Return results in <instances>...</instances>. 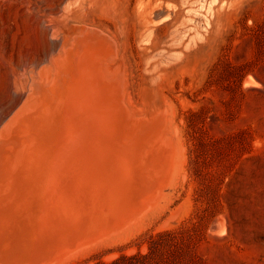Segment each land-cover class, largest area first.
Listing matches in <instances>:
<instances>
[{
    "label": "rangeland",
    "instance_id": "rangeland-1",
    "mask_svg": "<svg viewBox=\"0 0 264 264\" xmlns=\"http://www.w3.org/2000/svg\"><path fill=\"white\" fill-rule=\"evenodd\" d=\"M65 6L72 22L118 41L122 26L127 96L144 108L143 88H158L176 152L169 182L139 219L50 264H180L183 244L197 246L198 264H264V0L228 3L216 38L204 33L196 55L159 72L155 53L192 47L213 8L201 16L196 0H0V122L26 92L20 72L57 49L48 17Z\"/></svg>",
    "mask_w": 264,
    "mask_h": 264
},
{
    "label": "water",
    "instance_id": "water-1",
    "mask_svg": "<svg viewBox=\"0 0 264 264\" xmlns=\"http://www.w3.org/2000/svg\"><path fill=\"white\" fill-rule=\"evenodd\" d=\"M241 2L196 0L201 16L213 8L204 32L185 51H157L154 72L196 55L204 33L216 38L227 4ZM73 18L66 6L48 17L59 45L20 72L26 92L0 122V264L52 263L129 221L171 177L165 96L147 84L144 108L125 101L124 29L118 41Z\"/></svg>",
    "mask_w": 264,
    "mask_h": 264
},
{
    "label": "trees",
    "instance_id": "trees-1",
    "mask_svg": "<svg viewBox=\"0 0 264 264\" xmlns=\"http://www.w3.org/2000/svg\"><path fill=\"white\" fill-rule=\"evenodd\" d=\"M176 235H178L177 232H171V231H165L163 232L160 237H166L169 240L173 239ZM197 246L196 245H190V244H183L180 248V252L178 255L182 256L181 259H178V263L180 264H198L200 258L199 257H193V254L196 253ZM146 256V255H144ZM179 258V257H178ZM137 259L136 256L133 257H122L118 260L114 261L112 264H132L131 261H134ZM125 261V262H123Z\"/></svg>",
    "mask_w": 264,
    "mask_h": 264
},
{
    "label": "bare ground",
    "instance_id": "bare-ground-1",
    "mask_svg": "<svg viewBox=\"0 0 264 264\" xmlns=\"http://www.w3.org/2000/svg\"><path fill=\"white\" fill-rule=\"evenodd\" d=\"M47 53H48V52H47ZM247 78H248V77H247ZM247 78H246V79H247ZM127 81H128V80H126V82H127ZM250 82H251L253 85H256V84H257L256 81H255L254 79H252V78L250 79ZM127 86H128V85H127ZM125 87H126V86H125ZM126 89H127V87L125 88V101H126V103L128 104L129 108L132 109V107H133L132 103H133V102L131 101L130 97L127 96ZM129 93H130V92H129ZM22 96H23V95H22ZM18 98H19V97H18ZM21 98H22V97H21ZM17 100H18V99H17ZM20 101H21V100H20ZM17 103H18V102H17ZM19 103H20V102H19ZM19 103H18V104H19ZM18 104H17V105H18ZM16 107H17V106H16ZM16 107H15V108H16ZM11 108H12V107H11ZM15 108H14V109H15ZM12 109H13V108H12ZM12 109H11V110H12ZM14 109H13V110H14ZM13 110H12V111H13ZM12 111H11V112H12ZM11 112H10V113H11ZM6 113H7V112H6ZM167 129H168V127L166 128V131H167ZM168 182H169V181H168ZM158 192H159V190H158L157 192H155L153 195H151V196L146 200V203H145V205H144V207H143L145 210L149 209L148 207L150 206V200H151V199L153 200L154 198H156V195H157ZM152 202H154V201H152ZM144 209H143V210H144ZM141 210H142V209H141ZM141 210L138 211V212H136V213L132 216L133 220H134V216H136L137 214H139L138 219L140 218V215H141V214L143 215V212H142L143 210H142V211H141ZM145 210H144V212H145ZM141 212H142V213H141ZM140 213H141V214H140ZM137 216H138V215H137ZM132 218H131L129 221H131ZM135 219H136V218H135ZM138 219H137V220H138ZM127 223H128V222H127ZM127 223H126V224H127ZM129 223H130V222H129ZM220 225H221V224H220ZM220 225H219V228H220ZM124 226H125V224H124ZM126 226H127V225H126ZM119 228H120V227H119ZM117 229H118V228H117ZM225 229H226V228H225ZM112 233H114V232H112ZM115 233H116V232H115ZM218 233H220V232H218ZM103 236H104V235H103ZM103 236H102V237H103ZM225 237H226V236H225ZM97 239H98V238H97ZM221 239H222V237H221ZM95 240H96V239H95ZM96 241H97V240H96ZM96 241H95V242H96ZM98 241H99V240H98ZM92 243H94V241H92ZM83 246H84V245H83ZM83 246L79 247V249H81ZM76 251H77V250H76ZM72 253H73V251H72ZM72 253H71V254H72ZM65 257H67V254H66ZM53 262H56V261H53Z\"/></svg>",
    "mask_w": 264,
    "mask_h": 264
}]
</instances>
